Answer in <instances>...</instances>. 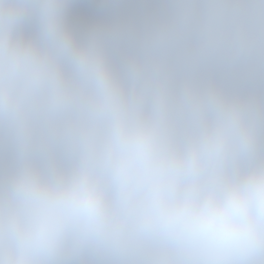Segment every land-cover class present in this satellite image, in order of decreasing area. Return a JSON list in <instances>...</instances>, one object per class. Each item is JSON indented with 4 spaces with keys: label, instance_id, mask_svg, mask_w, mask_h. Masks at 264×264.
<instances>
[{
    "label": "clouds",
    "instance_id": "1",
    "mask_svg": "<svg viewBox=\"0 0 264 264\" xmlns=\"http://www.w3.org/2000/svg\"><path fill=\"white\" fill-rule=\"evenodd\" d=\"M0 264H264V0H0Z\"/></svg>",
    "mask_w": 264,
    "mask_h": 264
}]
</instances>
